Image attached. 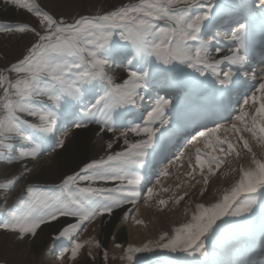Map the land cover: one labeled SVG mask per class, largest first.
Here are the masks:
<instances>
[{
  "label": "snow or ice",
  "instance_id": "snow-or-ice-1",
  "mask_svg": "<svg viewBox=\"0 0 264 264\" xmlns=\"http://www.w3.org/2000/svg\"><path fill=\"white\" fill-rule=\"evenodd\" d=\"M0 3L38 20V25L0 23V33L35 36L21 58L0 69V161L23 168L0 189L11 191L28 178L33 168L24 161L35 162L57 149L67 151L69 137L86 133L93 123L99 125L97 136L115 134L135 108L146 98L151 101L141 123L130 122L107 142L112 150L113 143L122 140L120 151L82 162L59 183L40 187L29 182L17 197L19 207L0 221V230L23 241L43 227L59 225L52 240H67L69 246L57 259L63 262L69 254L75 261L87 245L85 255L95 261L93 249H102V244L95 238L82 240V232L115 209L135 208L145 179L139 173L162 155L173 132L191 126L195 134L188 144L194 149L187 159L180 152L173 161L187 164L188 177L194 179L198 169L207 186L208 177L228 157L241 158L242 153L249 157L247 166L240 163L231 187L213 203H197L190 219L171 234L162 232L158 239L139 245L116 243L120 254L113 259L125 264H249L239 257L257 223L264 256V154L254 151V146L264 150V69L260 74L248 70L256 12L264 62V0L259 7L255 0L233 5L229 13L218 0H136L70 20L44 10L36 0ZM225 26L227 31H217ZM121 66L125 76L117 82L109 70ZM249 75H259V83L244 93L232 115L233 101ZM205 191L201 188L199 194ZM153 194V188H147L144 202ZM129 218L126 212L123 220ZM101 254L108 264V250L103 248Z\"/></svg>",
  "mask_w": 264,
  "mask_h": 264
},
{
  "label": "rangeland",
  "instance_id": "rangeland-1",
  "mask_svg": "<svg viewBox=\"0 0 264 264\" xmlns=\"http://www.w3.org/2000/svg\"><path fill=\"white\" fill-rule=\"evenodd\" d=\"M134 2H136V0H36V3H38L41 6V8H43L44 10L49 11L50 13L54 14L57 17H64L65 19H68V20H70L72 17L78 16L80 14L93 15V14H97V13H102L104 11H108L114 7H120L122 5L134 3ZM218 2H221V1L218 0ZM19 10H21V9H19ZM21 11L24 13V15L20 19H18L16 21L9 22V23H17V22L26 21V22L31 23L32 25H38L37 18L33 17L30 13H27L25 10H21ZM0 23H4V21L0 20ZM6 23H8V22H6ZM34 40H35V36H34V34H31V33H29L27 35L0 33V69L10 65L11 63L15 62L17 59L21 58L22 54L25 53L27 47H29L30 44L32 42H34ZM117 69H119L118 71H120L121 69H122L121 71H123V66L115 68V69L114 68L110 69L109 74H111L113 76L115 75V74H113L114 72H116V74H118ZM116 76L117 75H115L114 77H116ZM146 103H147V98H146L144 104H142L141 106H144V105L146 106ZM144 108L145 107H143L142 110H145ZM142 110L140 107L141 112H142ZM133 112H134V110H133ZM130 116H132V115H129V117ZM127 120H128V118H126V121ZM139 121H141V120H139ZM94 124L95 123H93L91 125H94ZM123 130H125V129L123 127H120L118 129V131L116 130L115 134H113V133H111V134L116 137L119 135V132H121ZM60 135H62V132L57 133V137H59ZM98 140L99 139H97V137H94L92 139L93 143H97ZM16 143H17V147L22 146L20 143H18V142H16ZM188 148L190 149L191 146ZM170 151H171V149H170ZM46 155H48V154L45 153L38 160H41V163H44L46 161ZM102 156H104V155H100V157H102ZM193 159H194V156H193ZM243 160H244L243 156H241V158H236L235 156L228 157L225 164L221 167V169H219L215 175L209 176L208 179L211 181H215V179H216V181L221 180V181H223L222 183H224V182H226V179H225L226 175L224 178V174L228 173V175L231 176L230 180L232 181V183H234L235 180L238 179V171H235V170L238 169L239 164L242 163ZM46 162L48 163V161H46ZM8 165L9 164H6L3 161H0V184L5 183L6 180L8 178H11L14 174V173L9 174V173L5 172V170H4L5 166H8ZM35 171H33L32 173H35ZM198 172H199V170L197 169V174L195 175L194 179L187 177L185 182L183 179H181L179 181L178 178H176V179L174 178L173 180H175L174 181L175 184H171V183H173V182H171V180H172L171 178L173 176L172 175L173 173L169 172V176H170L169 181L167 183H165L164 187H162L163 190L156 188L158 186L157 185V179L158 178H157V175H155V176L152 175L153 178L151 180L148 179L150 181L147 183L146 188L145 189H144V187L142 188V195H141V198H140L138 205L135 208H133V210L131 212H128V213H130V218L126 221L124 220L123 228H122V231H123L122 236L118 240L112 239L114 241V243L112 244V248H114L116 250L115 253H111L110 249H109L110 248L109 242H110V238L112 237V233H113L112 231H114L113 229L116 226L115 224L111 227V230L108 233L107 238L105 239V242H101L102 249H93V254L96 256L95 261H92L91 258L86 257L85 253L88 249L87 245L85 246V248L83 250H81L80 255H78V257L76 258L75 261H72L69 259V254H66L63 262L58 260L57 257L59 255L60 251L64 247H68L69 244H68L67 240L53 241L52 237L54 235H56V233L50 234L49 235L50 237L48 236L46 242L44 243V245L42 247V250H40V252L37 253L35 258L31 259V257L27 256L28 258L21 259L20 257H18V255L20 254L18 252H20V251L29 252L27 250V246H24L23 249L21 248V250L16 249V248H18V247H15L17 240H18L16 238V235L13 233H7V232H4L3 230H0V239H2L1 240L2 244L0 246V264H31V263H34V264H103V257L101 254L103 251V248H106L108 250V254H109L108 264H125V262L120 261L118 258L113 259L114 256L118 257L120 254V250L116 249L114 247V245L116 243H120V244H123L126 246L128 243H130L129 242V234L130 233H129V231H127V225L126 224H130L131 226L134 225L133 218H135L137 216L138 208L143 207L145 204H148L149 206L151 205V207L153 206L151 209L152 211L150 210L151 211L150 221H148L144 226L139 225V226L144 228L143 231H145V232L150 230L151 227L153 228L154 225L156 223H158L157 221L165 222L168 219L172 223L178 222L181 224V223L186 222L189 218H187L186 215H184L183 206L186 204L189 205L191 203V201H194V202H199V200L204 201L207 199L208 195L205 194V192L203 195H200L199 193H197L191 199L184 198L183 200L180 201L179 204H177L175 202V200H176V198H178V196L183 195L182 194L183 191L186 190V188H189V186H192V185L195 186V184H196L198 186H203L204 188H206V186L204 184H201V183L197 184L196 183L197 181H202ZM70 174H72V173H70ZM36 175H38V174H36ZM205 175H207V172H205ZM178 181L179 182L182 181L183 183L179 184ZM23 182H24V180L20 181L14 187V189L11 191L0 189V221H4V220L8 219L10 212L15 211L17 209V207H19L16 204L17 197H19L22 194L26 185L29 183V182H26L24 184ZM31 183L33 185H37L40 187H43L44 185L56 184V183H43V182H40V183L39 182H31ZM222 183L220 182L218 186H221ZM20 184H21V187H20ZM177 185H179V187H177ZM149 187L153 188V190H155L157 193L154 192L153 197L151 199H149V201H147V203H145L144 201L146 199V192H147V188H149ZM217 188H218L217 186L214 187V185H213L212 189L216 190ZM164 189H167V191H165ZM5 197L7 198L6 204L3 203V200L5 199ZM160 198L168 201L167 205L159 204V201L161 200ZM126 209L127 208L124 205L120 211V216H122L123 214L126 213ZM92 225H93V227H92ZM101 225H102V218L96 219L95 221H93L91 224H89L87 226L89 228L88 231L82 232L80 238L82 240L95 238L96 240L100 241L98 235H99L100 231L102 230ZM94 227H96V228L93 229ZM92 229L95 230L94 232L97 233V236L94 237L92 235V233L90 234V232L93 231ZM43 230H45V227H43L42 230H38V233L35 237H32V236L26 237L24 239V242H31L37 236L44 234ZM259 233H261V232H260L259 223H257L251 229L250 236L253 234H256L255 235V237H256V236H258ZM131 236H133V234ZM255 240H256V238H254V239L251 238L252 243H255ZM249 241H250V239L248 240L247 247L249 246V243H250ZM53 244L56 245L54 248H53ZM51 251H53V253H51Z\"/></svg>",
  "mask_w": 264,
  "mask_h": 264
},
{
  "label": "bare ground",
  "instance_id": "bare-ground-1",
  "mask_svg": "<svg viewBox=\"0 0 264 264\" xmlns=\"http://www.w3.org/2000/svg\"><path fill=\"white\" fill-rule=\"evenodd\" d=\"M219 1H221L219 3H221L222 5H225V9H224L225 13H229V12H231V10H233V8L231 6L243 3L242 0H219ZM23 15H24V13L21 10L14 9L11 6H5L2 3H0V20L4 21V23L16 21V20L20 19ZM217 31L223 32V27L218 29ZM221 46L223 47L222 43H221ZM118 70L119 69H117V71ZM121 70L118 71V74H116V72L113 73V74L117 75L116 77H114L117 79V82H121V78L125 76L124 71H121ZM249 77L246 78L247 81H249V84L247 85V87H251V90H252V86L256 84L255 81L257 79L256 78L250 79ZM154 95H155V93H154ZM144 102L145 101H143L142 104H144ZM150 103H151L150 99L147 98L146 105H150ZM140 107H142V106H140ZM140 107H137L134 109V112H133L134 117H139V114H137V113L140 111ZM127 118H128V120L124 123L125 126L131 122V116L130 117L128 116ZM131 123H134V122H131ZM136 123H141V121H138ZM125 126H123L124 129H125ZM98 129H99V125H97V124L90 125L89 130L86 133H82L79 136L69 137L71 144H70V147L68 148V150L64 151L61 149H57V151L55 153H52L51 156L46 155V161H48V163L46 161L44 163H41V160H37L35 162L24 161L23 164H25L29 168H33V171H35V170L36 171H35V173H30L28 175V178L25 179L23 183L24 184L26 182L59 183L60 177L63 174H70L73 172V170H76V171L79 170L78 166L82 167L83 166L82 162H90V160L93 158H96V159L100 158V155L106 156L108 151H120L124 147L123 141L119 140V141H116L115 143H113V149L112 150H108L106 148L107 142L109 140H115L116 137L113 136L111 133H101L99 136H97L96 132L98 131ZM94 137H97V139H99L97 141V143H93L92 139ZM130 138H134V137L130 136ZM18 143H20V142H18ZM188 146H190V145L188 144ZM198 146L202 147V145H198ZM187 150L191 151L193 149L192 148L183 149V152L185 154H187V156H185V159H187L188 153H189V152L186 153ZM254 151L257 152L258 156H261L262 154H264V150L257 148L255 146H254ZM58 153H62V155H57ZM165 155H166V148H165L164 152L162 153L161 158H164ZM242 156L244 159L242 163H244L245 166H247V162L249 160V157L244 156L243 153H242ZM173 161H171L170 164H167V166L165 168V170H167L168 172L171 171V173H173L172 174L173 176L171 178L172 179L171 182H173V183H171V184H175L174 183L175 180H173L174 178L175 179L178 178L179 181L181 179H183L185 182V180L188 177L186 175V173L189 171L187 164L184 163L183 166H181V164L173 163ZM155 164H156V162L154 161L153 165L150 166L149 169L140 172V174L145 177L143 184H142V188L144 187V189L146 188L147 183L151 180V173H150V175L149 174L147 175L146 173L149 170H151V168H152L151 172L153 173V171L155 169ZM4 170L6 173H9V174L14 173L13 174V176H14V175L19 174V172L22 171L23 168L21 167L20 164H11V165L5 166ZM36 174H38V175H36ZM225 175H226V178H225ZM169 177H170L169 175H167V176L163 175L161 177V179H159V183H157L158 186L156 188L163 190L162 187H164L165 183H167L169 181ZM230 177L231 176L228 175V173H225L224 178L226 179V182H224V183H222L223 181H221V180H217V181H216V179H215V181L209 180V183L206 186V191H205V194L208 195L207 199L204 201L199 200V202L191 201V203L189 205H187V204L184 205L183 206L184 215H186V217L190 219L191 214L195 210V205L197 203L208 204V203H213L216 200H218L223 195L225 189L230 188L231 185L233 184L232 181L230 180ZM148 179H150V180H148ZM182 181L179 182V184L183 183ZM220 182L222 184H221V186H218ZM200 183L203 184V181H200ZM200 183H197V184H200ZM213 185H214V187L217 186L218 188L216 190L212 189ZM108 186H114V184H109ZM20 187H21V184H20ZM201 188H204V187L198 186L195 184V186L192 185V186H189V188H186V190H184L182 194L184 195L185 193H187V195H184V198L191 199L197 193L200 192ZM153 191L156 192L155 190H153ZM162 198H160V199H162ZM125 206L127 208L126 209L127 213L131 212L134 208L132 205H125ZM152 207H151V205L149 206L148 204H145L143 207L138 208V211H137L138 213H137V216L135 218L143 220V224H141V225L144 226L148 221H150V215H151ZM121 209L122 208L115 209L112 216L102 218V225H101L102 230L100 231V233L98 235L100 242H105V239L107 238V235L111 230V227L114 224L116 225L115 228L113 229L114 231H112L113 232L112 237L110 238V242H109V245H110L109 249H110L111 253L116 252V250L114 248H112V244L114 243V241L112 239L118 240L122 236V233H123L122 228H123V223H124V220H123L124 214L122 216H120ZM186 210H187V214H186ZM133 222H134L133 226H131L130 224H126L127 225V231H129V233H130L129 234V242L137 244V245L144 243V242H147V240H149V239L156 240V239H158L159 235L165 231H168L171 234V231L173 228L178 227L179 225L182 224V223L180 224L178 222L172 223L168 219L165 222L157 221L158 223H156L153 228L151 227L150 230L145 232V231H143L144 230L143 227H141L135 223V219H133ZM92 227H93V225H92ZM58 228H59V225H55L54 227H45V230H43L44 234L37 236L31 242H24V240L23 241L17 240L15 247H18V248H16V249L21 250V248L23 249L24 246H27V250L29 251V252H25V251L24 252H22V251L18 252V253H20L18 255V257H20L21 259L28 258L27 256L31 257V259L35 258L37 253H39L40 250H42V247H43L44 243L46 242L48 236L52 233H57ZM95 228L96 227H94L93 229H95ZM94 231L95 230L90 232V234L92 233V235L95 237V236H97V233H95ZM132 234H133V236H131ZM1 240L2 239H0V246L2 244ZM51 253H53V251H51ZM31 264H34V263H31Z\"/></svg>",
  "mask_w": 264,
  "mask_h": 264
}]
</instances>
